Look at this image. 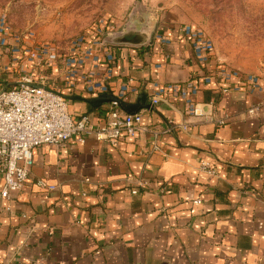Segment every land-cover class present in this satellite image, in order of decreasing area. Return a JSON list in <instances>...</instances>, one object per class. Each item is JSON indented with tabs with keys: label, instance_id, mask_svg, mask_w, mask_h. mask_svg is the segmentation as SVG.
<instances>
[{
	"label": "crops",
	"instance_id": "0c3cea01",
	"mask_svg": "<svg viewBox=\"0 0 264 264\" xmlns=\"http://www.w3.org/2000/svg\"><path fill=\"white\" fill-rule=\"evenodd\" d=\"M114 46L106 93L127 86L119 97L137 107L141 129L116 145L74 136L35 147L22 187L0 197V264H264V91L204 85L203 114L190 116L180 96L151 102L155 83L205 72L178 25L158 24L146 46ZM218 63L214 54L206 67ZM14 79L0 68V90ZM71 92L80 98L68 99L69 112L101 122L110 103L88 102L101 93L81 83Z\"/></svg>",
	"mask_w": 264,
	"mask_h": 264
},
{
	"label": "built area",
	"instance_id": "2783aa9c",
	"mask_svg": "<svg viewBox=\"0 0 264 264\" xmlns=\"http://www.w3.org/2000/svg\"><path fill=\"white\" fill-rule=\"evenodd\" d=\"M114 28L111 19H100L89 33L72 38L61 48L54 42L39 40L31 29L13 30L5 15H0V55L6 57V62L0 64V68L15 78L13 85L0 90L2 199H9L10 194L24 184L33 163L32 150L35 147L61 145L74 136L79 143H83L86 138H93L116 145L120 140L135 137L141 129L140 112L127 113L119 110L115 103H110L108 108L103 109L101 122L94 123L88 113L72 115L68 110V99L57 93L74 91L79 83L88 93L106 92L117 49L103 42L101 36ZM178 32L189 40L195 60L207 73L183 84L155 83L151 96L153 104L165 94L180 96L185 102L187 113L198 116L203 112L196 105L195 96L204 85L213 84L215 90L221 92L264 91L262 74L220 63L208 69L206 66L214 56V46L202 30L182 24L178 26ZM47 71L60 74L62 88L50 84ZM126 90L127 86L122 85L119 96L124 95ZM257 110L258 106L249 107L246 113L251 115ZM226 120L225 115L216 121L222 125ZM199 168L210 174L215 173L207 161L201 162ZM38 185L53 188L42 181Z\"/></svg>",
	"mask_w": 264,
	"mask_h": 264
},
{
	"label": "rangeland",
	"instance_id": "374dc122",
	"mask_svg": "<svg viewBox=\"0 0 264 264\" xmlns=\"http://www.w3.org/2000/svg\"><path fill=\"white\" fill-rule=\"evenodd\" d=\"M3 14L13 30L61 48L105 18L112 31L130 14L145 26L190 24L211 39L220 64L264 75V0H0Z\"/></svg>",
	"mask_w": 264,
	"mask_h": 264
},
{
	"label": "water",
	"instance_id": "95a60500",
	"mask_svg": "<svg viewBox=\"0 0 264 264\" xmlns=\"http://www.w3.org/2000/svg\"><path fill=\"white\" fill-rule=\"evenodd\" d=\"M155 31V25H143L136 23L132 15L130 14L126 22L116 31H108L102 34V41L111 45H123L128 44L136 47H142L149 45L151 42V35ZM46 89H49L45 87ZM65 99H79V96H70L62 92H57ZM88 102L98 107L103 103H115L119 108L127 113L138 112L137 107L127 104L119 96L108 94L106 92L101 93L96 98L88 100Z\"/></svg>",
	"mask_w": 264,
	"mask_h": 264
},
{
	"label": "trees",
	"instance_id": "16d2710c",
	"mask_svg": "<svg viewBox=\"0 0 264 264\" xmlns=\"http://www.w3.org/2000/svg\"><path fill=\"white\" fill-rule=\"evenodd\" d=\"M205 70V68H203ZM205 74L207 73V71L205 70L204 72ZM72 92L71 91H66V94H71Z\"/></svg>",
	"mask_w": 264,
	"mask_h": 264
}]
</instances>
